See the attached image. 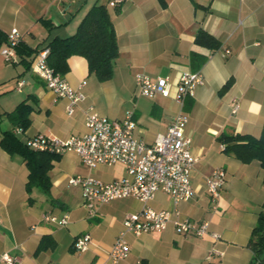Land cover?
<instances>
[{
    "label": "crops",
    "instance_id": "obj_1",
    "mask_svg": "<svg viewBox=\"0 0 264 264\" xmlns=\"http://www.w3.org/2000/svg\"><path fill=\"white\" fill-rule=\"evenodd\" d=\"M95 2L106 3L115 30L118 54L111 78L100 81L88 71L84 57H68V69L60 74L74 87L85 80V99L67 114L66 99L57 97L32 71L34 53L26 57L28 66L16 51L13 62L0 53V135L11 127L4 112L26 100L30 122L16 134L22 142L38 133L68 138L85 132L82 109L91 105L108 118L123 117L131 110L135 135L151 144L179 109L172 95L181 72L192 70L191 52L205 56L198 68L203 83L183 106L189 118L185 134L197 158L190 174L195 193L173 204L166 192L155 191L148 205L155 210L175 209L177 215L161 231L126 232L129 253L114 264H248L253 258L248 241L264 204V168L256 159L243 163L226 153L218 138L222 133L257 137L264 124V0H123L118 11L108 0H0V30L7 34L17 28L19 42L40 48L53 37L74 33ZM200 28L219 41L218 48L194 44ZM137 72L151 78L168 76L170 95L139 94L134 83ZM234 101L239 107L233 113ZM218 167L226 177L213 201L205 178ZM27 174L18 154L0 147V255L8 252L16 258L15 264H112L109 250L123 230V219L140 210L142 202L131 196L111 199L98 203L90 216L80 187L70 185L68 178L90 174L112 181L124 176V166L90 168L76 152L67 151L52 160L46 191L38 186L28 191ZM44 213L55 220H44ZM63 215L67 222L60 225L57 220ZM177 217L207 221L221 238L179 234L173 222ZM82 233H88L90 240L84 251H77L73 241ZM212 247L222 255L207 260Z\"/></svg>",
    "mask_w": 264,
    "mask_h": 264
},
{
    "label": "built area",
    "instance_id": "obj_2",
    "mask_svg": "<svg viewBox=\"0 0 264 264\" xmlns=\"http://www.w3.org/2000/svg\"><path fill=\"white\" fill-rule=\"evenodd\" d=\"M113 6L123 0H108ZM6 42L0 48L4 60L13 62L16 58L15 46L19 42L20 33L17 28H11L6 34ZM47 47L40 49L31 61V69L45 83L57 97L66 99L65 111L72 114L85 99L82 90L85 80L76 87L71 86L62 74L54 71L47 64ZM229 50H225L226 55ZM134 83L137 92L144 96L161 95L167 97L171 93V81L168 76L151 78L141 72L134 74ZM203 83L198 69L182 71L175 85L172 95L173 101L179 106L172 116L165 132L158 134L154 142L147 144L134 133L136 122L132 111L127 110L123 117L108 118L99 114L93 106L82 109L85 132L71 134L68 138L38 133L23 140L30 149L61 155L67 151H74L87 167L98 165H112L121 163L125 174L120 179L103 181L93 175H75L68 178L70 185L79 186L83 204L88 214L93 216L98 203L107 202L121 197H134L142 202V207L136 212H128L123 219V230L113 241L109 256L112 264L125 258L129 253V244L124 238L126 232L138 235L143 232H155L165 229L177 211L169 209L155 210L148 205L155 191L166 192L173 204L184 198H190L195 191L191 184L190 174L197 160L190 149V138L185 134L188 114L183 109L187 97L193 96L197 85ZM23 84L17 81V87ZM239 107L234 101L232 112ZM22 132L21 127L14 129V133ZM224 145L221 144V148ZM225 170L221 167L213 169L205 178V189L210 199L215 201L225 182ZM67 216L63 215L57 223L64 225ZM44 220L53 221L55 217L50 213L42 214ZM175 229L179 234L195 236L208 235L213 240H219L221 235L209 228L207 221H194L188 218L177 217L174 221ZM88 233L75 237L73 247L77 251H84L89 243ZM214 255H222V251L212 247L206 259ZM2 264H15L16 258L8 252L0 255ZM140 264V261H138Z\"/></svg>",
    "mask_w": 264,
    "mask_h": 264
},
{
    "label": "trees",
    "instance_id": "obj_3",
    "mask_svg": "<svg viewBox=\"0 0 264 264\" xmlns=\"http://www.w3.org/2000/svg\"><path fill=\"white\" fill-rule=\"evenodd\" d=\"M162 1V0H161ZM118 11V5L114 6ZM6 33L0 30V44L6 42ZM194 44L208 50L219 47V41L204 29H199L193 40ZM47 47V64L58 73H65L68 69L67 58L71 55H80L86 59L88 71L93 73L100 81L111 78L113 74V62L118 54V45L113 23L110 18L106 3L95 2L80 19L74 33L65 37H53L46 45L36 48L27 47L18 42L15 51L20 61L29 65L26 59L32 53L36 54L40 49ZM205 60V56L193 51L190 54L192 70L198 69ZM228 83L224 84V90ZM31 106L22 100L13 110L4 112L11 127L1 131L0 147L9 154H18L24 161L27 169L26 188L38 186L46 191L50 182L48 171L52 160L58 155L28 148L14 133L16 126L25 129L30 122L29 112ZM219 141L224 145L223 150L230 153L243 163L254 159L259 161L264 168V124L260 135L255 137L250 134H225L219 136ZM248 246L253 252V258L248 264H264V204L259 210L257 221L252 228Z\"/></svg>",
    "mask_w": 264,
    "mask_h": 264
},
{
    "label": "rangeland",
    "instance_id": "obj_4",
    "mask_svg": "<svg viewBox=\"0 0 264 264\" xmlns=\"http://www.w3.org/2000/svg\"><path fill=\"white\" fill-rule=\"evenodd\" d=\"M3 127H1V129H2Z\"/></svg>",
    "mask_w": 264,
    "mask_h": 264
}]
</instances>
